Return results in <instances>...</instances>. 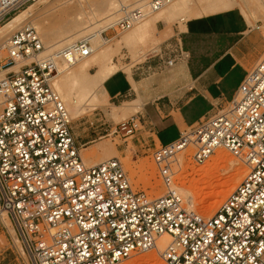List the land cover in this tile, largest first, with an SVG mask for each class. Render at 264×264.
I'll return each mask as SVG.
<instances>
[{"label":"built area","instance_id":"2783aa9c","mask_svg":"<svg viewBox=\"0 0 264 264\" xmlns=\"http://www.w3.org/2000/svg\"><path fill=\"white\" fill-rule=\"evenodd\" d=\"M35 1L0 0V25ZM173 1L152 0L149 9ZM121 6L119 20L103 32L108 42L113 38L107 30H130L147 16L142 8ZM45 48L29 24L0 43V73L5 72L0 77V218L12 217L30 264H123L134 253L158 248L165 234L170 237L161 250L165 264H264V57L232 100L154 148L166 186L154 196L133 187L120 158L88 164L82 155L55 77L57 59L73 64L93 53L90 37L43 56ZM188 57L179 40L169 39L131 68L146 66L150 74L158 65L170 68ZM147 122L138 110L107 135L127 140ZM218 148L229 150L249 171L205 217L188 207L175 166L184 151L192 149L202 165Z\"/></svg>","mask_w":264,"mask_h":264},{"label":"crops","instance_id":"0c3cea01","mask_svg":"<svg viewBox=\"0 0 264 264\" xmlns=\"http://www.w3.org/2000/svg\"><path fill=\"white\" fill-rule=\"evenodd\" d=\"M162 35L164 41L179 40L187 60L170 68L158 65L150 74L146 66L131 74L119 71L104 83L108 98L139 101V111L147 116L146 128L134 137L138 147L168 144L232 100L264 50L262 24L260 29L250 25L239 8L190 18L185 27L176 25ZM128 113L134 114L130 107Z\"/></svg>","mask_w":264,"mask_h":264},{"label":"rangeland","instance_id":"374dc122","mask_svg":"<svg viewBox=\"0 0 264 264\" xmlns=\"http://www.w3.org/2000/svg\"><path fill=\"white\" fill-rule=\"evenodd\" d=\"M68 1L42 0L40 2H32L36 4L30 3L26 8L22 9L20 12L14 15L6 23L1 24L0 27L5 26L15 17L22 14L23 11L33 6L27 12L29 14L26 13V16H24L23 19L18 22L20 23L19 26L9 32L7 36L9 37L16 30L29 23V25L35 26L38 29L44 43L46 44L47 38L44 37L43 32L41 31L43 28L52 31L53 33H58L59 30L64 29V25L66 24L67 20L73 18L75 14L82 11V9L88 12L91 10V6L96 7L95 3L93 4L95 0ZM77 1L81 3H77ZM71 2H73L72 5ZM126 2L130 4L134 1L128 0ZM132 5L136 6V4ZM29 19L33 20H30L28 22ZM255 19L260 20L259 24H262V33L264 36V20H262L264 19V14L261 15L260 13H255ZM32 22L36 23L37 25L33 24ZM176 25L182 26L181 22L178 19L172 21V23L159 21L157 23L158 29H155V31L147 38V40L139 43L135 49H132L128 46L117 45V39L122 37L123 33H126L127 31L123 32L119 28L115 27L106 31L108 37L113 38L110 42H108L109 44L107 43L108 45L106 46L113 45L115 47L113 58L114 61H116V63L119 65V67L122 68L120 71H126L127 73L129 72V74H131L132 65L137 61L145 59L146 55H143L142 53H140V51L143 50V52L148 54L150 51L159 50L161 44L165 42V38L162 37V34H166ZM57 28L59 29L57 30ZM263 57L264 50L260 54L256 62L252 64L250 69L253 68L255 64H257V62ZM130 60H132L131 63H129ZM95 70L96 66H93L91 71L95 72ZM123 104L124 101L119 102L108 98L102 107L91 111L88 110L86 113L80 115L79 117L73 119V116L71 114V117L73 119L72 126L77 141L84 143L88 140L95 139L94 142L81 147L82 155L85 158V155L83 153V149L85 148L88 149V151L91 152V154H93L95 158H98L106 153H110L113 155L111 157H118L124 163L125 169L129 177L131 178L133 187L136 190H144L154 196L163 194L166 190V186L163 183V180L159 174L158 166L152 155L155 146L152 145L150 147H147V145L144 144L141 145V147H138L139 144L136 140H134V137L125 140L120 136L112 134L107 135V133H109L110 131L107 129L115 127L122 120L129 118V113L125 117H121L120 119H116L113 116L114 106H121ZM136 111L137 110H133V113H135ZM188 130H190V128L185 129L184 131ZM118 149H120L121 151H118ZM219 149H224V151L227 152V155L231 157L233 161L225 163L223 162L220 165L217 164L214 161L213 157L217 155L216 152ZM217 150L205 164L200 165L197 164L193 159L192 149H189L180 154V166H175V169L177 171L176 183L179 185V187H181L179 188L180 192L183 195L187 191V188H195V192L199 194V198L201 200L198 198L199 201H197V203L194 205V210L205 217L212 216L216 212L222 201L232 191H228L225 194L222 201L218 203L219 205L217 204L216 207H214L212 210H208L210 204L213 203L212 201L216 199V192L224 188L223 184L225 183V181L229 180L240 168V170H243L244 172L238 182L239 184L244 178L245 174L248 172L246 170H249L248 165H245L244 162H242L229 150L225 148H218ZM209 163L211 164L209 165ZM210 169H212L213 172ZM206 171L209 172V175L205 177L200 175L201 172L206 173ZM184 184L186 186V189L183 187ZM214 193H216V195ZM187 204L190 208V204L188 202ZM9 217L10 220H8L7 224L4 223L2 218H0V264H30L29 253L19 235L18 229L14 224L12 217ZM123 264H165V261L163 260L159 248H155L147 252L134 253L130 258L126 259Z\"/></svg>","mask_w":264,"mask_h":264},{"label":"bare ground","instance_id":"6f19581e","mask_svg":"<svg viewBox=\"0 0 264 264\" xmlns=\"http://www.w3.org/2000/svg\"><path fill=\"white\" fill-rule=\"evenodd\" d=\"M40 1L42 0H36L35 2ZM126 1L128 0H97V2L95 0L93 4L95 3L96 7L91 6V10L88 12L82 9V11L75 14L73 18L68 19L64 25V29H61L62 31L59 30L60 33H57L56 31V33H53L48 29L41 28L44 37L47 38V42L45 44L46 48L43 52V56L55 53L64 46L83 39L86 36L90 37L93 47V53L90 56L76 61L73 64L61 59H57L59 72L55 77V86L60 92L64 101L67 103L73 119L86 113L88 110H95L104 105L108 99V96L104 90V83L109 77L122 69L113 58L115 47L113 45L106 46L109 43L105 39L103 32L106 28L119 20L122 10L121 5L123 3H126V5H131L132 7L142 8L147 13V16L143 21L136 24L132 29L126 30L127 32L123 31L126 33H123L122 37L117 39L118 46H128L132 49H135L139 43L147 40V38L155 31V29H158L157 23L159 21L172 23V21L178 19L182 26L185 27V21L190 18L209 15L232 8H239L241 13H243V15L246 17V20L249 22V24L256 26V23L259 19H255V13H260L261 15L264 14V5L262 0H175L155 11H151L149 9L150 2L152 0H133L134 2L130 4ZM68 2H70V0ZM72 3L73 2H71V5ZM77 3L81 2L77 1ZM132 4H136V6H133ZM32 7L33 6L23 11L22 14L15 17L5 26L0 27V43H3L7 40V34L19 26L20 23L18 22L23 19L24 16H26L25 14ZM30 20L33 19H29L28 22ZM32 23L36 24L34 22ZM58 29L59 28H57V30ZM140 53L147 55L145 52H143V50H141ZM93 66H96L95 72L91 71ZM4 73L5 72H1L0 77L3 76ZM129 107L131 110L138 111L139 108H141V105L139 101H135L131 104L126 102L121 106L115 105L113 116L116 119L125 117L129 112ZM83 153L88 164L97 163L113 156L110 153H106L98 158H95V156L91 154V152H89L86 148L83 149ZM216 154L217 155L213 158L214 161L219 165L223 162L225 163L233 161V159L227 155V152L224 151V149L217 150ZM210 164L211 163H209V165ZM210 170L212 171V169ZM243 172L244 171L240 170L239 168L229 180L225 181L223 184L224 188L220 189V191L218 190L219 192H216L217 195L214 193L216 195V199L212 201L213 203H211L212 205L210 204L208 210H212L214 207H216V205L222 201L225 194L235 188L241 179ZM200 175L205 177L209 175V172H201ZM177 187L181 188L178 184ZM183 187L186 189L185 184ZM183 196L186 197H184L185 200H187V202L190 204V209L194 210V205L197 203V201H199V194L195 192V188H187V191L183 194ZM2 219L4 223L7 224L8 220H10V217L7 213H4ZM169 241V235H163L159 239V250H163Z\"/></svg>","mask_w":264,"mask_h":264}]
</instances>
